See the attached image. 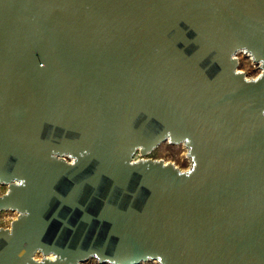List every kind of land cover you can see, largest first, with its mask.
Wrapping results in <instances>:
<instances>
[{"label": "water", "instance_id": "obj_1", "mask_svg": "<svg viewBox=\"0 0 264 264\" xmlns=\"http://www.w3.org/2000/svg\"><path fill=\"white\" fill-rule=\"evenodd\" d=\"M0 182V264H264V0H0Z\"/></svg>", "mask_w": 264, "mask_h": 264}, {"label": "rangeland", "instance_id": "obj_2", "mask_svg": "<svg viewBox=\"0 0 264 264\" xmlns=\"http://www.w3.org/2000/svg\"><path fill=\"white\" fill-rule=\"evenodd\" d=\"M235 57L237 60L236 69L239 72H243L246 78H254L260 73V65L254 62L244 51L236 52ZM185 141L171 142L168 138L163 139L158 145H156L150 152L142 153L140 148L137 147L132 152V159H150V160H162L166 163H172L177 169L186 171L192 164V159L188 155V146ZM62 159L67 161L71 160V157L67 154L59 155ZM5 182H0V191H5ZM18 211L12 209H1L0 210V227L7 228L10 219L18 215ZM34 259H42V252H35L33 255ZM78 264H97V259L90 258L84 259L78 262ZM99 264H113L107 261H101ZM139 264H160L154 263V259H149L148 262H141Z\"/></svg>", "mask_w": 264, "mask_h": 264}, {"label": "bare ground", "instance_id": "obj_3", "mask_svg": "<svg viewBox=\"0 0 264 264\" xmlns=\"http://www.w3.org/2000/svg\"><path fill=\"white\" fill-rule=\"evenodd\" d=\"M240 51H244V52H246V50H239L238 52H240ZM246 54L249 56V58L251 59V57H250V55H249V53L248 52H246ZM47 258H51V257H54V254L53 253H48L47 255H45Z\"/></svg>", "mask_w": 264, "mask_h": 264}, {"label": "built area", "instance_id": "obj_4", "mask_svg": "<svg viewBox=\"0 0 264 264\" xmlns=\"http://www.w3.org/2000/svg\"><path fill=\"white\" fill-rule=\"evenodd\" d=\"M252 59V58H251ZM1 210V209H0Z\"/></svg>", "mask_w": 264, "mask_h": 264}]
</instances>
